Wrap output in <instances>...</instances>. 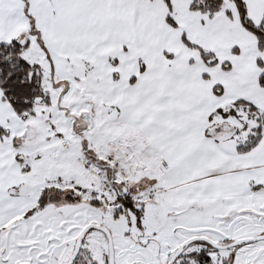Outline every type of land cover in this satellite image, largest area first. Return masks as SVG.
Listing matches in <instances>:
<instances>
[{"label":"snow or ice","instance_id":"snow-or-ice-1","mask_svg":"<svg viewBox=\"0 0 264 264\" xmlns=\"http://www.w3.org/2000/svg\"><path fill=\"white\" fill-rule=\"evenodd\" d=\"M0 264H264V0H0Z\"/></svg>","mask_w":264,"mask_h":264}]
</instances>
